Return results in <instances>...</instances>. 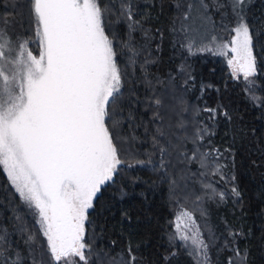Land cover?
<instances>
[{
    "label": "snow or ice",
    "instance_id": "6c2138e0",
    "mask_svg": "<svg viewBox=\"0 0 264 264\" xmlns=\"http://www.w3.org/2000/svg\"><path fill=\"white\" fill-rule=\"evenodd\" d=\"M214 2L217 11H231V25H219L230 39L209 38L201 30L203 22L210 20L209 5L205 0H190L182 19L190 21L194 11L201 12V27L182 26L185 42L181 46L190 54H195L194 49L213 52L215 46V54L227 57L232 78L242 77L248 93L253 83L250 78L257 74L254 38L260 34L246 19L248 0ZM24 6V23L29 29L23 32L17 31L22 24L14 9L12 15L7 14V8L0 13V166L33 217L32 230L19 216L14 226L28 245L31 264H137L131 246L126 256H113L99 247L95 232L91 238L88 232L93 224L90 213L96 212L98 204L101 211L108 207L101 203L102 198L122 178L123 170L146 165L168 179L171 196L183 191L194 197L193 211L181 206L176 214L170 244L179 242L193 264H213V247L232 252L227 264H245L247 253L234 245L239 233L229 231L232 243L225 240L221 248L213 229L205 224L206 231H202L197 222L194 211L206 215L199 208L206 198H225V192L218 191L209 179L216 175L225 178L224 165L219 163L223 153L210 140L205 144L209 128L204 121L192 118L193 110L180 94L192 78L180 85L169 75L166 87L157 91L147 71L155 61L145 57L138 64L137 58L147 47L135 44L133 34L141 22L135 19L131 0L119 4L115 0H25ZM113 16L117 22H126V38L113 31ZM225 18L222 14L221 20ZM212 30L215 32V25ZM145 38L150 39L146 31ZM33 43L35 51L30 47ZM261 60L264 62V57ZM137 67L143 73V83L152 90L148 98L154 108L151 122L157 125L151 130L152 151L144 153L147 159L138 158L141 153L130 144L137 137L134 133L125 137L117 118L122 115L117 101ZM156 83L165 82L156 78ZM249 99L256 103L260 98L250 95ZM222 109L223 105H218L195 113L198 117L203 111L212 121L217 115L231 119ZM190 165H196V170L191 171ZM196 182L202 194L188 192V184ZM117 191L121 198L127 194L122 187ZM231 192L240 196L236 187ZM176 255L171 251L164 260ZM20 261L8 229L0 226V264Z\"/></svg>",
    "mask_w": 264,
    "mask_h": 264
},
{
    "label": "trees",
    "instance_id": "16d2710c",
    "mask_svg": "<svg viewBox=\"0 0 264 264\" xmlns=\"http://www.w3.org/2000/svg\"><path fill=\"white\" fill-rule=\"evenodd\" d=\"M179 1L131 0L135 19L141 22L140 28L133 34L135 44L138 48L141 45L147 47V51H142L137 61L138 64L143 63L145 57L155 61L148 66L147 71L148 79L152 80L157 91L166 87L169 75L175 78V84L180 85L189 76L192 78L187 90L180 94L185 103L193 107V118L207 124L209 134L205 144L210 140L223 153L219 163L224 165L222 174L225 178L216 175L209 179L215 182L218 191L226 194L223 201L206 198L199 205L205 216L201 217L199 211L194 213L201 220L204 219L220 238L217 244L221 248L225 240L232 243L229 231L239 233L234 245L241 253H247L245 264H264V62L261 60L264 57V0H249L245 8L246 19L260 33L254 38L257 74L250 78L253 83L248 93L244 90L243 78L234 80L222 57L206 53L188 55L181 49L176 37ZM115 2L119 4L120 0ZM205 3L209 5L207 14L212 34L214 25L217 31L223 30L219 27L221 22L231 25L230 9L217 11L214 0H205ZM219 3H226V0H219ZM24 5L25 0H0V13H4L7 8V14L12 15L14 9L15 18L22 24L23 31L29 29V25L24 23L27 20V8ZM222 14L226 17L223 21ZM111 20L113 31L122 39L126 38V22H117L116 16ZM145 31L150 39L146 40ZM142 76L143 73L137 67L116 107L122 112L117 117L122 122V134L128 137L134 133L137 139L130 142L131 147L141 153L138 158L147 159L144 153L152 151L151 130L157 125L151 122L154 108L148 99L153 93L143 83ZM156 78L165 83L157 84ZM250 95L259 97V101L254 103L249 99ZM218 105H223L221 111L226 110L231 119L217 115L212 121L203 111L196 116V109ZM145 128L149 129L148 133ZM189 167L191 171L196 170V165ZM232 176L235 177L234 181L230 179ZM121 177L116 185L106 190L102 198L101 203L106 202L108 207L101 211L98 204L96 212L90 213L93 224L89 227V237L95 232L99 247L113 256H126L127 248L131 246L138 258L137 264H193L192 258L180 247L179 242L170 244L169 236L174 232L176 204L183 202L193 211L196 207L194 197L183 191L177 192L180 196H171L168 179L160 172L153 171L151 165L124 169ZM137 177L139 179L133 183ZM121 187L127 193L123 198L117 191ZM232 187L240 192L239 197L232 194ZM187 188L188 192L202 194L199 192V182L188 184ZM181 196L183 200L179 199ZM17 216L30 230L33 229V217L0 166V226L8 229L13 248L20 252V264H31L29 248L23 235L14 230V226L19 223L15 219ZM40 242L38 239L37 244ZM171 251H176L177 255L165 261L164 256ZM211 255L213 264H227L232 252L213 247Z\"/></svg>",
    "mask_w": 264,
    "mask_h": 264
},
{
    "label": "rangeland",
    "instance_id": "374dc122",
    "mask_svg": "<svg viewBox=\"0 0 264 264\" xmlns=\"http://www.w3.org/2000/svg\"><path fill=\"white\" fill-rule=\"evenodd\" d=\"M249 1V0H248ZM190 2V0H180L179 1V4L180 7H178V19H177V40L178 42L180 43V47L181 49L188 55H190V53L188 52V50L184 47H182V43L185 42V37H184V33L180 31L181 27L182 26H188V25H193L194 27H201V16H202V13L201 12H198V11H194L192 13V16H193V19L190 20V21H183L182 17H183V13L184 11L186 10V7H187V4ZM209 16V14H207ZM210 25H209V21H204L203 22V26L201 28V30L203 32L206 33V35L210 38L212 35H216L218 36L219 40L221 42H226L227 39H230V36L228 35V33H226L224 30H220V31H217L215 30L214 34H212V31L210 30ZM17 31L19 32H23V30L20 28L17 29ZM30 47L35 51L37 45L35 43L31 44ZM194 53H197V54H209V55H213V56H217V57H222L223 59H225L227 61V57H224V56H220V55H216L215 52L217 51V49L215 48V46H213V52H198V51H195V49L193 50ZM193 110V107L191 108ZM190 115L192 116L193 118V112L190 113ZM194 119V118H193ZM2 167V166H1ZM178 195V194H177ZM180 196V195H178ZM177 196V197H178ZM182 197V196H181ZM179 198L181 200H183V198ZM175 198V197H174ZM178 199V200H179ZM24 204V203H23ZM25 205V204H24ZM184 207V208H187L189 211H191V209L185 205L183 202H180V203H177L176 206H175V210H174V220H175V216L176 214L178 213V211L180 210V207ZM27 211L29 212L27 206L25 205ZM201 208V207H200ZM30 213V212H29ZM31 214V213H30ZM196 219H197V222L202 226V231H206L203 226L206 224L208 228H210V226L208 225V223L202 219L201 220V217L197 216L195 213H194ZM204 221V222H203ZM212 257V255H211ZM212 261H213V258H212ZM214 262V261H213Z\"/></svg>",
    "mask_w": 264,
    "mask_h": 264
}]
</instances>
